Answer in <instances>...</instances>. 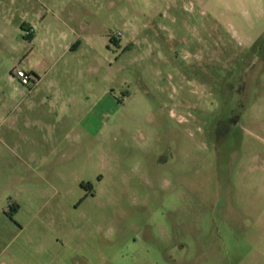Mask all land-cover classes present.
<instances>
[{"label":"rangeland","instance_id":"rangeland-1","mask_svg":"<svg viewBox=\"0 0 264 264\" xmlns=\"http://www.w3.org/2000/svg\"><path fill=\"white\" fill-rule=\"evenodd\" d=\"M26 1L0 0V264H264V0H71L67 53Z\"/></svg>","mask_w":264,"mask_h":264},{"label":"crops","instance_id":"crops-1","mask_svg":"<svg viewBox=\"0 0 264 264\" xmlns=\"http://www.w3.org/2000/svg\"><path fill=\"white\" fill-rule=\"evenodd\" d=\"M30 1V0H27ZM26 1V3H27ZM39 5H41L46 11V15L43 12H38L36 20L40 21L39 25V34H36L33 42H37L42 46H63L64 53L71 51V35H75V31L73 26L70 23V12L69 6L71 5V0H36ZM63 7V9H61ZM51 14V15H49ZM70 14L68 17H64L65 15ZM64 15V16H63ZM46 17H48L46 19ZM27 18V16H26ZM57 20V21H55ZM25 23L26 19L24 20ZM60 24V25H59ZM26 26V24H24ZM27 29V28H25ZM33 29V28H31ZM58 29L56 33L51 32L52 30ZM30 30V28H28ZM72 41V40H71ZM48 59H56L59 57V49L53 48L47 51ZM30 74V72L28 71ZM47 73L43 76L44 78L47 77ZM31 76V74H30ZM44 78H41L43 80ZM32 79V76H31Z\"/></svg>","mask_w":264,"mask_h":264},{"label":"built area","instance_id":"built-area-1","mask_svg":"<svg viewBox=\"0 0 264 264\" xmlns=\"http://www.w3.org/2000/svg\"><path fill=\"white\" fill-rule=\"evenodd\" d=\"M15 77L21 82V84L22 85H24V86H29L30 84H31V76H30V74L26 71V70H24V69H22V68H19V67H17L16 69H15Z\"/></svg>","mask_w":264,"mask_h":264}]
</instances>
